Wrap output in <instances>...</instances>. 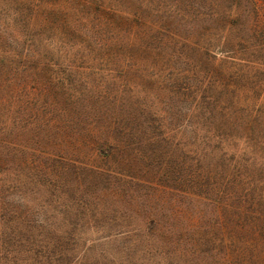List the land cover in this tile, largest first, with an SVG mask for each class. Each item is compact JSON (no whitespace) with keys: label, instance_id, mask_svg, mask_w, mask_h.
<instances>
[{"label":"rangeland","instance_id":"1","mask_svg":"<svg viewBox=\"0 0 264 264\" xmlns=\"http://www.w3.org/2000/svg\"><path fill=\"white\" fill-rule=\"evenodd\" d=\"M139 1L138 17L131 15L128 21L117 17L118 6L105 1L109 14H84L93 18L88 24L78 18L88 31L79 28L78 35L67 34L66 42L93 45L91 36L101 32V42L108 44L109 32L124 41L157 47L173 42L212 46L214 66L205 65L208 78L223 89L234 90L241 105L264 108V30L254 29L256 17L264 21V0H216L225 15H231L225 22L214 23L204 21L207 6L215 4L209 0ZM75 6L82 4L0 0V46L10 53L8 45L14 41L21 45L35 41V48L49 52V56L21 63L19 68L25 71L17 78H23L24 91L18 87L11 91V125L28 133L20 140L11 137L12 171L24 184L13 189L8 200L0 199V264H133L109 249L113 244L108 239L156 232L149 226L138 227L135 214L144 216L140 211L147 208L142 207V198L151 189L138 188L135 182L166 188L164 216L176 217L187 210L191 105L187 75L160 58L130 62L57 57L56 49L66 46L58 43L56 35L64 26L80 25L69 11ZM27 21L34 26L28 31ZM31 30L34 35L28 33ZM51 40L55 47L49 45ZM42 65L44 71H38ZM74 106L92 113L87 121L107 126L111 142L124 148V154L103 160L88 148L64 154L57 146L46 145L45 137L33 126L55 122L58 114H67ZM120 108L130 115L115 114ZM112 109L114 115L109 113ZM99 111L105 118L97 120ZM125 123L134 128L133 144L124 134ZM119 133L124 139L117 141ZM235 138L236 157L247 158L250 170L248 202L236 203L238 264H264V135L251 138L243 131ZM84 140L92 142L90 136ZM130 146L135 152L128 153ZM113 185L125 191L114 194L110 189L108 195L99 191ZM150 205L154 208L156 202Z\"/></svg>","mask_w":264,"mask_h":264},{"label":"trees","instance_id":"2","mask_svg":"<svg viewBox=\"0 0 264 264\" xmlns=\"http://www.w3.org/2000/svg\"><path fill=\"white\" fill-rule=\"evenodd\" d=\"M74 1L81 3L82 6L69 8V11L74 16L73 21L80 25L74 28L64 26L60 34L56 35L58 43L66 46L56 49L57 57L78 60L110 57L117 61L130 62H144L146 59L159 61L157 59L160 58L162 59L160 62L172 63L176 69L179 68V72L187 75L185 83L191 100L189 140L186 143V192L184 193L187 201L186 213H180L179 216L172 218L164 216L168 211L166 188L161 185L142 187V183L135 182L134 185L138 188L151 189L150 195L142 198V207L147 208L140 211L144 216L135 214L139 222L138 227L149 226L156 232L133 236L120 234L118 237L108 239V242L113 244L109 249L125 256L126 261H131L133 264H238L236 203L248 202L250 170L247 158L236 157L238 140H234L243 131L248 132L251 138L264 135V108L241 105L239 96L234 90L223 89L215 80L208 78L205 65L214 66L210 62L215 49L212 46L173 42L157 47L132 40L124 41L109 32L105 36L108 44L101 42V32L91 36L93 45L74 42L68 44L65 40L67 34L78 35L79 28L88 31L86 29L88 26L83 25L80 19H85L88 24L93 18L89 20L84 14L88 16L90 11L109 14L105 1L113 3L108 5H116L120 8V15L117 17L122 21H128L131 15H135L136 19L140 8L139 0ZM212 2L215 4L207 6L204 21L207 23L227 21L231 12H226L225 15L221 5L216 0H209V3ZM256 18L258 20L254 29L264 30V21ZM95 19L97 18L94 17ZM27 24L26 31L31 26L30 21H27ZM32 32L34 35L35 31L32 30L28 33ZM52 41L54 40H51L49 45L55 47ZM30 43V45H21L18 41H14L13 44L8 45L9 48L11 47L10 53L0 46V199L3 198L2 201L11 198L13 189L24 184L12 171L14 157L11 152V137L20 140L28 133L24 128L11 125V104H13L11 91L18 87L23 92L25 88L23 78H17L19 72L25 71L19 66L23 62L49 56V52H45L41 46L35 48V41ZM197 57L200 59L197 60ZM40 70L44 71L43 65L38 69ZM68 102L71 103V99H68ZM109 113L114 115V110H110ZM91 114L86 108L74 106L64 114L65 116L58 114L55 122L47 120L44 125L37 122L39 124L33 126L36 128L34 131L45 137L46 145L58 147L64 154L69 153L70 149L83 148L90 149L96 158L103 160L110 159L116 153L124 154V148L111 142L107 126L103 128L91 120L87 121ZM115 114L127 118L130 111L120 108ZM100 118H105L102 111H99L97 120ZM128 120L126 119V122H129ZM123 129L127 141H131L128 143L133 144L136 138L134 128L130 123H125ZM84 136L86 138L90 136L92 142H86ZM117 138V141L124 139L121 133ZM87 143L94 145L89 147ZM127 151L135 152L134 147L131 146ZM159 169H162V163ZM41 175L46 176L43 172ZM36 185L39 186L40 181L36 182ZM110 189L115 192L114 194L125 191L124 188L116 185L99 191L108 195L111 193ZM129 195L132 196V193ZM151 201L156 202L154 208L150 205Z\"/></svg>","mask_w":264,"mask_h":264}]
</instances>
